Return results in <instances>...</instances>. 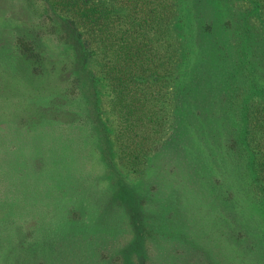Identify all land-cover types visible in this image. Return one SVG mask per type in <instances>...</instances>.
I'll return each instance as SVG.
<instances>
[{
  "label": "trees",
  "instance_id": "1",
  "mask_svg": "<svg viewBox=\"0 0 264 264\" xmlns=\"http://www.w3.org/2000/svg\"><path fill=\"white\" fill-rule=\"evenodd\" d=\"M35 1L46 8L44 22L51 26L38 35L54 32L58 40L72 44L76 59L82 61V73L90 80L85 90V80L80 75L73 76L67 93L72 100L84 98L86 94L91 96L88 109L96 111L95 116L85 111L77 114L75 122L84 124L89 120L88 130L92 143L95 142L92 151L97 152L98 161L106 171L104 175L101 172L86 176L84 171L91 162L88 153L79 154L76 148L67 146L69 140H61L59 146L64 145L56 153L57 167L63 178L72 182V188L74 182L75 188L86 190L104 184L100 197L95 194L99 200L90 208L88 204L84 206L85 195L73 197L69 206L71 220L82 221L85 213L93 216L95 208L96 231L88 234L93 233L98 239L104 222L97 220L104 211H110L111 204L118 202L121 213L130 222V231L138 230L140 211L136 203L150 195L141 190L137 193L136 188L140 185L143 188L142 181L147 171H152L154 161H161L160 170L171 167L177 171L182 166L193 182L203 178L200 184L210 183V193L214 194L213 178L207 171L212 159V168L218 162L223 168L225 163L234 165V155L241 160L237 168H244L255 192L263 193L257 196L264 215V98L256 96V91L258 94L264 91L257 74L264 70V0ZM28 34L17 40L25 52H35V44ZM247 68L253 89L248 101L232 112L233 91L237 90L234 82H240ZM97 81L103 83L102 90L96 91ZM55 119L60 123L62 118ZM219 125L224 129L218 136ZM66 130L65 136H68L69 128ZM222 137L224 157L223 151L212 152L203 145L210 142L219 145ZM0 161L7 167L2 169L0 164V181L13 173L25 172L24 168L29 165L24 156L14 155ZM74 167L80 171L73 173ZM82 173L85 181L80 180ZM131 176L138 178V182H133ZM180 184L186 185V182L181 179ZM249 188L253 191L250 185ZM2 190L0 212L9 214L10 218L5 229H0V264H13L14 258H18L17 264H47L49 261L44 260L42 250H55L58 264H111L105 251L107 246H114L113 240L103 244L93 240L95 258L87 250L74 249L83 239L73 236L85 234L83 231L47 234L40 242L32 236L38 223L22 222L18 207L19 203L31 201L34 193L17 187L8 191L12 194L9 197ZM19 192L23 198H18ZM40 196L39 201L38 193L35 194L37 203L45 204V195ZM219 198L226 207L233 208V200L230 205L221 194ZM230 215L233 218L226 228V236L238 254H242L235 244L245 242L242 247L252 249L255 240L236 231V225L249 229L250 218L240 221L235 214ZM248 232L255 236L251 228ZM26 234L31 238L25 237ZM137 243L144 247L143 240L136 235L132 242L122 245L120 252L128 257L130 251H139ZM113 251H119L118 245Z\"/></svg>",
  "mask_w": 264,
  "mask_h": 264
},
{
  "label": "rangeland",
  "instance_id": "2",
  "mask_svg": "<svg viewBox=\"0 0 264 264\" xmlns=\"http://www.w3.org/2000/svg\"><path fill=\"white\" fill-rule=\"evenodd\" d=\"M45 13L46 8L35 0H0V159L12 158L14 155L24 156L29 163L24 168L25 172H16L7 176V179H2L0 189H3L2 191L9 197L12 194L8 191H13L17 187L28 188L34 193L30 198L31 201L19 203L18 207L22 211V222L38 223L32 236L34 235L40 242L47 234L58 235L66 234L68 231H83L85 234L73 236L83 239L77 242L78 246L75 245L74 249L87 250L89 255L95 258L91 242L97 238L93 233H88L96 231V218L93 219V216L94 214L96 216L97 210L95 212L94 208L93 216L85 213L82 221H73L69 218L71 213L69 206L75 199L74 196L85 195L84 206L88 204L87 208H90L94 201L96 203L99 200L97 196L100 197L103 193L104 190L101 187L104 184L101 187L95 186L96 188L90 186L86 190L75 188L74 182L72 188V182L63 178L60 168L57 167L59 160L57 154L64 145L59 146V143L65 138L64 141L69 140L67 146L76 148L79 154L88 153L91 162L84 171L86 176H96L95 174L101 172L104 175L106 172L104 164L98 161L97 152L92 151L95 142L91 141L87 126L89 120L84 124L75 122L77 114L86 113L85 111L95 116L96 111L88 109L91 96L86 94L84 98L72 100L67 93L72 87L73 76L80 75L85 80V90L89 87L90 80L82 73V61L76 59L77 52L72 44L65 40H58L54 32L48 31L49 34L38 35L39 32L51 28L49 23L44 22ZM27 32H29L30 41L35 44V52H25L17 40L19 36H27ZM248 72L249 68L244 72L247 76L243 74L239 83L234 82L237 90L233 91L235 95L232 98L234 106L232 112L237 111L248 101L250 91L253 89ZM257 74L259 86L264 87V70ZM95 87L96 91L98 88L102 90L103 83L97 81ZM260 94L263 95L260 96ZM260 94L256 91V96L264 98V91ZM102 102L106 104L105 99ZM57 116L62 118L60 123L55 119ZM65 120L67 121L63 124ZM91 122L90 120V124ZM68 128L69 134L65 136V130L68 131ZM62 129L65 130L62 131ZM223 129L224 126H218V136ZM198 138L197 141L200 142L201 138ZM224 142V137L220 138L219 145L202 141L204 147L212 152L223 151V157ZM78 147L83 148L78 149ZM216 153H214L215 157H217ZM118 155L116 151L117 160ZM233 160L235 162L233 166L225 163L221 168L218 162V166L215 165L212 168V159L207 171L213 178L211 183L214 186V190L212 189L214 194L210 193V183L206 186L205 183L200 184L203 178L199 179L198 183V178L193 182L186 171L181 169L182 166L177 167V171L171 167L165 169L162 167L160 170L158 166L161 161H154L152 171L148 170L142 181L143 188H140L141 185L136 188L137 193L141 190L150 195L136 203L140 211L137 217L138 230L134 228L130 231V222L121 213V205L118 202L111 204L110 211H104L97 220L104 222L101 226L103 230H99L97 240L101 244L107 240L114 241V246L112 248L107 246L105 251L110 263L264 264V251L261 250L264 249L262 246L264 215L263 210L260 211L262 207L260 196H257L263 193L255 192L254 185L249 182L242 166L243 172L237 168L236 164L239 165L241 161L237 155L233 156ZM0 164L2 169L7 168L3 161H0ZM72 171L78 173L80 170L74 167ZM80 178L85 181L82 179L83 173ZM181 179L186 182V185L180 184ZM131 180L138 182L136 177L131 176ZM248 183L254 192L249 188ZM61 189H65V193H61ZM37 193L39 201L40 195H45L47 200L45 204L37 203L35 197ZM220 194L226 202L229 201L230 205L233 200L232 209L224 205L219 198ZM19 195L18 198L24 197L20 192ZM87 195H89L88 200ZM6 198L7 196L4 197ZM231 213L235 214L234 217H238L240 221L250 218V228L255 234V236L250 235L248 232L250 228L246 229L245 225L242 227L236 225L238 227L236 231L242 232L246 238L250 236V239L255 240L252 249L243 248L245 242L238 241L239 245L235 244L240 251L242 250V254H238L236 248L231 246V240L226 236L228 234L226 228L233 218ZM9 218V214L4 215L0 212L1 230L5 229ZM233 224L235 225L234 221ZM136 235L143 240L144 247L142 243H137L136 248L139 251H130L126 257L127 254L120 252V249L123 244L132 242ZM25 237L31 238L29 234ZM117 245L119 251H113ZM52 252L41 251L44 260L49 261L47 264H58L59 257L55 254V250ZM17 259H13V264L18 263ZM81 260L85 261L83 258ZM21 264H30V262Z\"/></svg>",
  "mask_w": 264,
  "mask_h": 264
}]
</instances>
